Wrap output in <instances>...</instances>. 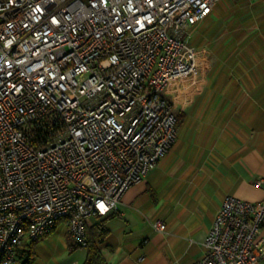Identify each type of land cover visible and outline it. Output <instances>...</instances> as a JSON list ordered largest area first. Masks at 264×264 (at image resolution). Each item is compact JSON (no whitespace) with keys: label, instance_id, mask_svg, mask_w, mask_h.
I'll return each instance as SVG.
<instances>
[{"label":"built area","instance_id":"2783aa9c","mask_svg":"<svg viewBox=\"0 0 264 264\" xmlns=\"http://www.w3.org/2000/svg\"><path fill=\"white\" fill-rule=\"evenodd\" d=\"M219 1L0 0V264L61 221L84 246L86 219L165 156L166 85L195 71L193 32ZM262 224L264 199L226 195L191 264H264Z\"/></svg>","mask_w":264,"mask_h":264},{"label":"crops","instance_id":"0c3cea01","mask_svg":"<svg viewBox=\"0 0 264 264\" xmlns=\"http://www.w3.org/2000/svg\"><path fill=\"white\" fill-rule=\"evenodd\" d=\"M197 27L192 44L205 74L176 97L174 143L116 211L86 219L105 231L98 245L109 264H191L226 195L264 199V187L252 184L264 177V0H220ZM258 236L264 240V224ZM26 248L13 264L25 261ZM32 252L29 264H83L86 257L64 221Z\"/></svg>","mask_w":264,"mask_h":264},{"label":"trees","instance_id":"16d2710c","mask_svg":"<svg viewBox=\"0 0 264 264\" xmlns=\"http://www.w3.org/2000/svg\"><path fill=\"white\" fill-rule=\"evenodd\" d=\"M85 235L86 244L84 247L86 249V257L83 264H109L107 256L98 245V243L104 240L105 231L96 224L88 226L85 222ZM33 243L25 249L26 258L22 264H29L33 259Z\"/></svg>","mask_w":264,"mask_h":264},{"label":"rangeland","instance_id":"374dc122","mask_svg":"<svg viewBox=\"0 0 264 264\" xmlns=\"http://www.w3.org/2000/svg\"><path fill=\"white\" fill-rule=\"evenodd\" d=\"M196 28H198V27H196ZM193 36H194V32H193L191 41L193 40ZM196 51H197V49H196ZM204 74H205V71H201L199 64L196 63L195 71H193L187 75H184V76H182V77H180L174 81H171L166 85L165 97L169 100L173 112H175L176 114L178 112L176 97L180 94H186L188 92H191V90H189V89L192 86H194V83L197 80H199L200 77ZM207 91H208V89H207ZM43 252L46 253V257L47 256L49 257L52 254V252L50 250H48L47 252H45V251H43ZM63 257H66V253L65 254L62 253V258ZM18 264H19V262H18Z\"/></svg>","mask_w":264,"mask_h":264}]
</instances>
